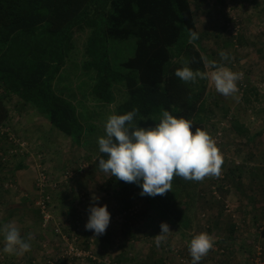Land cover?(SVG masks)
Listing matches in <instances>:
<instances>
[{"label": "rangeland", "instance_id": "374dc122", "mask_svg": "<svg viewBox=\"0 0 264 264\" xmlns=\"http://www.w3.org/2000/svg\"><path fill=\"white\" fill-rule=\"evenodd\" d=\"M191 2L209 60L243 73L237 82L239 100L218 93L208 82L211 105L219 106L214 122L220 121L223 109L230 113L211 132L224 163L218 178L199 182L193 228L184 231L175 221L154 214L140 191L123 197L116 185L106 186L109 174L96 164L98 139L106 135L107 117L127 93L122 87L116 104L96 102L82 83L79 45L81 53L68 60L61 75L63 82L78 89L76 103L86 130L83 140L75 141L58 131L32 108L18 110L15 97L7 104L11 120L0 127V223L14 221L22 237L31 233L33 239L30 252L10 256L3 252L1 233L0 264H153L159 258L164 264H192L188 244L200 232L212 235L215 243L199 264H264V133L252 140L239 137L231 127L233 117L250 134L264 126V0ZM135 47L134 39L111 42L116 71L133 56ZM221 50L229 53L228 61H221ZM15 140L23 146L14 144ZM18 164H23L25 173L36 175L34 189L25 190L17 183ZM43 172L47 185L40 189L37 181ZM55 173L63 177L61 182L54 179ZM94 194L98 201L92 200ZM43 201L49 203L44 211L39 205ZM185 201L177 199L180 205ZM93 204H106L111 214L103 235L85 227ZM162 222L172 232L157 247L154 236L161 233ZM121 255L127 261L118 263Z\"/></svg>", "mask_w": 264, "mask_h": 264}, {"label": "trees", "instance_id": "16d2710c", "mask_svg": "<svg viewBox=\"0 0 264 264\" xmlns=\"http://www.w3.org/2000/svg\"><path fill=\"white\" fill-rule=\"evenodd\" d=\"M185 29L199 33L191 0H0V127L10 122L7 104L15 97L18 110L32 108L58 131L75 141L83 140L86 130L76 103L77 88L63 82L61 75L81 45L82 83L96 102L116 104L123 87L127 98L115 106L114 114L138 109L134 123L148 128L159 122L162 110H168L191 120L193 132L201 127L211 134L230 112L223 109L220 121L214 122L219 106L211 105L209 80L185 83L175 75L185 60L194 71H208L202 58L209 60L210 56L200 38L188 43ZM133 39V56L116 71L111 42ZM244 99L247 101L246 95ZM235 119L231 127L239 137L254 140L264 133L263 126L250 134ZM101 158L107 159L106 154L99 153L97 166ZM22 169L23 164H18L16 171ZM115 185L123 197L142 192L136 183L109 174L106 186ZM198 185L175 176L166 194L145 196L154 214L175 221L184 231L191 230ZM177 199L186 201L180 205ZM261 236L264 240V228ZM125 260L121 255L117 262ZM153 264L164 263L159 258Z\"/></svg>", "mask_w": 264, "mask_h": 264}, {"label": "clouds", "instance_id": "9594fccd", "mask_svg": "<svg viewBox=\"0 0 264 264\" xmlns=\"http://www.w3.org/2000/svg\"><path fill=\"white\" fill-rule=\"evenodd\" d=\"M185 30L189 36L188 43L199 39L198 32ZM219 56L221 61L230 58L224 50L219 52ZM202 59L205 68L210 71H194L189 67L190 61L185 60L184 66L178 68L175 75L185 83L196 82L198 78L208 79L218 93L239 100L237 82L242 79L243 73L233 71L224 63L206 57ZM137 112L138 109L134 108L125 114L107 117L106 135L98 139L100 152L107 156V159H99L100 170L125 183H136L142 187L141 196L152 197L170 191L175 176L197 182L220 176L223 155L207 130L196 127L193 132L191 120L177 117L168 110H162L155 127H139L134 123ZM92 200L98 201L99 197L94 194ZM89 213L86 230L94 231L97 236L103 235L111 219L107 205L93 204ZM160 228L161 233L154 236L157 247L166 242L172 232L166 222H162ZM0 233L3 235L4 253L23 256L31 251L32 234L22 237L14 221L0 225ZM214 243V237L207 232L194 234L188 244L192 264H199L213 249Z\"/></svg>", "mask_w": 264, "mask_h": 264}, {"label": "crops", "instance_id": "0c3cea01", "mask_svg": "<svg viewBox=\"0 0 264 264\" xmlns=\"http://www.w3.org/2000/svg\"><path fill=\"white\" fill-rule=\"evenodd\" d=\"M55 175H56V173H55ZM15 176H16L15 179H16L17 183L21 185V188H25V190H28L29 188H32V189L35 188L36 175L34 173L33 174H27V173H25V169H22V170L18 171ZM54 179L61 182L63 177L56 175Z\"/></svg>", "mask_w": 264, "mask_h": 264}, {"label": "built area", "instance_id": "2783aa9c", "mask_svg": "<svg viewBox=\"0 0 264 264\" xmlns=\"http://www.w3.org/2000/svg\"><path fill=\"white\" fill-rule=\"evenodd\" d=\"M10 140L13 141V138L10 137ZM14 144H18V145L23 146L20 142L17 143L16 140H15ZM46 185H47V177H46L45 173L43 172V173L40 174V178H38L37 187L40 188V189H43ZM46 203L47 202L43 201L41 204H39V205H41L43 211L45 209H47Z\"/></svg>", "mask_w": 264, "mask_h": 264}]
</instances>
